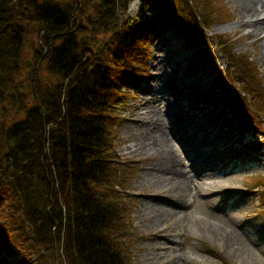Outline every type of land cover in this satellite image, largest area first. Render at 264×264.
<instances>
[{"label":"trees","instance_id":"16d2710c","mask_svg":"<svg viewBox=\"0 0 264 264\" xmlns=\"http://www.w3.org/2000/svg\"><path fill=\"white\" fill-rule=\"evenodd\" d=\"M131 1L0 0L1 245L24 263L137 264L128 191L138 167L117 147L122 109L147 78L166 23L207 64L225 56L231 110L251 128L264 125L257 62L232 36L208 33L232 18L225 4L138 0L131 15ZM250 182L264 195V177Z\"/></svg>","mask_w":264,"mask_h":264},{"label":"rangeland","instance_id":"374dc122","mask_svg":"<svg viewBox=\"0 0 264 264\" xmlns=\"http://www.w3.org/2000/svg\"><path fill=\"white\" fill-rule=\"evenodd\" d=\"M219 1L233 12V19L215 24L208 33L236 35V50L251 53L264 79V47L260 34L263 28L255 30L251 24H244V18L249 13L244 9L242 0ZM136 11L137 1L134 0L130 3L129 13L134 15ZM228 23H234L235 27L214 29L215 26ZM180 33H183V43L191 46L183 30L171 23H166V27L156 36L146 68L149 77L141 80L139 91L131 96L130 105L122 109L123 120L117 149L124 160L132 161L138 167L137 176L129 190L130 195L134 196L132 212L135 225L143 236L135 241L137 264H221L223 259L232 264H248L230 253L221 236H213L210 229L214 220L226 226L231 224L241 232L238 243L250 248L254 258L250 264H264V195L260 192V186L255 187L256 184L249 182L252 177H264V146L249 148L253 142H258L261 131L245 128L238 123L233 113L228 112L227 100L223 96L224 82L226 78L230 80L223 58L225 56L222 57L217 51L218 58L206 67L201 47L181 51L180 42L173 48L163 45L171 42L170 34ZM34 44L28 43L25 59L33 56ZM173 51L175 56L190 54L199 72L211 80V84L202 86L203 90L213 85V90L201 96V102L195 108L191 107L190 99H181L180 102L169 98L167 91L159 94L150 88L154 86V81L167 88L165 75L168 66H165L167 71L160 72L156 65L162 56H167V61L171 60ZM34 65L30 62L27 67L32 68ZM150 95L153 98L161 95L164 100L162 103L148 102L145 97ZM169 116H177L180 120H183L181 117H189V121L182 122L187 128L173 125L168 129L170 120L165 121L163 118ZM143 119L150 121L144 122ZM206 123L207 126H203ZM157 124H161L160 131ZM198 126L202 128L201 132L195 130ZM179 128L182 133L188 131L189 136L194 134L191 139L198 137L197 141L209 155V163L202 164L198 158L186 157L183 144L172 138ZM188 138L183 135L181 141L187 142ZM133 144H137L134 150L129 148ZM177 154L188 165L186 169L189 174L195 175V185L178 175L180 166L176 163ZM165 162L170 165L168 169ZM3 224L0 220V238ZM0 264L20 263L0 249Z\"/></svg>","mask_w":264,"mask_h":264},{"label":"bare ground","instance_id":"6f19581e","mask_svg":"<svg viewBox=\"0 0 264 264\" xmlns=\"http://www.w3.org/2000/svg\"><path fill=\"white\" fill-rule=\"evenodd\" d=\"M242 5L244 9L249 13L245 16L244 18V24L248 23L251 24L252 26L255 27V30L263 28V30L260 32L261 38H262V43L264 47V0H242ZM235 24L234 23H228L223 26H215L214 29L218 28H225V29H231L234 28ZM183 33H180L179 35L175 34H170L171 37V42H166L163 45L169 48H173L176 43H182V46L180 45L179 48H183V40H182ZM171 52V51H169ZM174 52V51H173ZM172 54V53H171ZM175 55V53H173ZM167 56L166 57H160L159 62L156 65V69L159 70L160 72H165L167 71L165 69V66H168V72L165 75V81H167V88H163L162 85H158L156 81H154V86H151L152 92H157V93H162V92H168L169 93V98L173 99L175 98L176 100H179L180 102L182 101L181 99L187 100L190 99V105L192 108H195L200 102H201V96H203L207 91H212L213 90V85H211L207 90H203L202 86L204 84H211V80H207L204 78V74L200 73L197 66H196V61L193 59V57L190 54H183L180 56H174L171 58V60L167 61ZM180 60V61H179ZM158 61V60H157ZM183 79V80H182ZM165 84V83H164ZM146 101L149 102L153 101L154 103L163 102V97L159 95L158 97H151L146 96L145 97ZM161 101V102H160ZM207 103L212 106V103L210 101H207ZM154 107V106H153ZM153 107L151 108V111H153ZM185 106L182 107L184 109ZM203 111V110H202ZM143 113V112H142ZM201 113V111H200ZM165 114V116H167ZM184 116V114H183ZM144 118V117H142ZM167 119H164L165 121L170 120L168 129H170L171 126L173 125H178L182 126L184 129H186V126L182 125V122L187 120L189 121L190 118L187 117L186 119L184 117H181L183 120H180L179 117H166ZM169 118V119H168ZM172 118V119H171ZM152 119V118H151ZM162 120V121H163ZM142 121L144 122H149L150 119H143ZM188 123V122H187ZM208 123H206L203 126H207ZM159 131L161 130V124H157ZM195 130L197 132H201L202 128L201 127H196ZM197 132L195 134H197ZM164 133V132H161ZM183 135L189 137L186 141L187 142H182L181 137ZM194 135V134H192ZM189 136V132L186 131L182 133L177 130L176 134L174 137H172L174 140L178 141L179 143L183 144L182 148L183 151L186 155L187 158H198L199 162L204 163H209V155L205 153L204 147L199 143L198 137L193 138L194 136ZM196 139V140H195ZM137 144H133L129 146L132 150L136 149ZM165 149H167L165 147ZM178 157H180V160L178 161ZM212 159L214 158L211 157ZM176 163L179 164V171L177 172L178 175L182 178H184L187 182L192 183L195 185V181L193 177L195 176L194 174H189V170H187V164L185 163L183 157L179 154L176 155ZM165 167L166 169L169 168L168 162H165ZM176 169V165H175ZM177 171V169H176ZM176 173V174H177ZM211 225L213 226L210 231L212 232L214 237L221 236L223 241H226L225 243L228 245L229 251L232 254H236L241 261L245 263H252L254 258L252 257L250 253V248L240 246L238 243L239 237L241 235V232L238 231L234 226L231 224H221L218 220H214L211 222ZM236 226H238L237 223H235Z\"/></svg>","mask_w":264,"mask_h":264},{"label":"flooded vegetation","instance_id":"af4514ba","mask_svg":"<svg viewBox=\"0 0 264 264\" xmlns=\"http://www.w3.org/2000/svg\"><path fill=\"white\" fill-rule=\"evenodd\" d=\"M91 6H93L95 10H98V6L95 3H91Z\"/></svg>","mask_w":264,"mask_h":264},{"label":"water","instance_id":"95a60500","mask_svg":"<svg viewBox=\"0 0 264 264\" xmlns=\"http://www.w3.org/2000/svg\"><path fill=\"white\" fill-rule=\"evenodd\" d=\"M28 65H30V64H28Z\"/></svg>","mask_w":264,"mask_h":264}]
</instances>
